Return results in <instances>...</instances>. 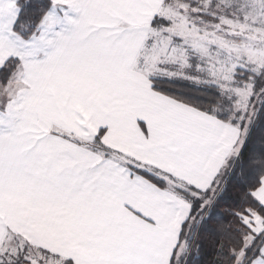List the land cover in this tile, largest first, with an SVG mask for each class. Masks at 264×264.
Returning <instances> with one entry per match:
<instances>
[{"label":"snow or ice","instance_id":"1","mask_svg":"<svg viewBox=\"0 0 264 264\" xmlns=\"http://www.w3.org/2000/svg\"><path fill=\"white\" fill-rule=\"evenodd\" d=\"M0 264H264V0H0Z\"/></svg>","mask_w":264,"mask_h":264}]
</instances>
